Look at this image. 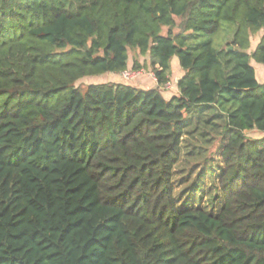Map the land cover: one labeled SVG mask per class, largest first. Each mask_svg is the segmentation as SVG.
<instances>
[{
    "label": "trees",
    "instance_id": "trees-1",
    "mask_svg": "<svg viewBox=\"0 0 264 264\" xmlns=\"http://www.w3.org/2000/svg\"><path fill=\"white\" fill-rule=\"evenodd\" d=\"M261 30L264 0H0V264H264Z\"/></svg>",
    "mask_w": 264,
    "mask_h": 264
},
{
    "label": "rangeland",
    "instance_id": "rangeland-1",
    "mask_svg": "<svg viewBox=\"0 0 264 264\" xmlns=\"http://www.w3.org/2000/svg\"><path fill=\"white\" fill-rule=\"evenodd\" d=\"M264 34V30H261L258 34H256L253 37V47L255 46V43H257L260 40V37ZM222 39L218 42L221 43L222 40H224L223 37H221ZM140 58L141 63L145 62V56H140L138 52L135 51H131L130 52V61L132 62V60L134 58ZM177 61V62H176ZM253 65L256 68V74H257V78L260 77L261 78V72L260 70L264 67L263 64L257 63L255 61H252ZM172 65H173V72H174V76H178V74L176 73L178 70V67H180L179 64V58L177 56H174L172 59ZM178 65V67H177ZM141 70L144 72L140 77L141 78H148L149 80H154L153 76H152V72L150 70L149 67L142 65ZM115 76V74L112 73H107V74H103V75H94V76H87L81 80H79L76 85L80 86L82 88L87 87L89 84L91 83H101V82H108V81H112ZM140 77L136 78L135 80L139 79ZM121 78H123L122 74H121ZM140 78V79H141ZM133 81L130 82L131 84H135V80L132 79ZM263 80V81H262ZM131 81V80H130ZM260 82H264V77L263 79L261 78L259 80ZM128 83V81L126 82ZM172 83L175 84V80L172 79ZM174 86L172 85V88L170 87L169 89L166 88L165 91H169L170 93L173 92ZM247 134L251 137H260L262 136L261 133L256 132V131H252V132H247ZM264 135V134H263ZM183 164L180 165V167L178 168V171L180 168H185L186 166H183ZM213 166V169H210V166ZM222 166V162H221V158H220V154L217 153L215 154L213 161L209 162L205 165V163L203 164H197L194 173L190 176H188V174L190 173V169L186 170L187 174L184 178V174H180L178 173L177 177H176V189H175V195L176 198H178L179 203L181 205H184L185 203L191 204V203H195L198 204L200 202V196L204 195V198L202 200V206H207L211 203L213 197H215L217 195V178L216 175L220 172V168ZM200 177V180L195 182V184L192 186L193 181H195L196 178ZM186 180V181H185ZM192 186V187H191ZM221 205V202H220Z\"/></svg>",
    "mask_w": 264,
    "mask_h": 264
},
{
    "label": "crops",
    "instance_id": "crops-1",
    "mask_svg": "<svg viewBox=\"0 0 264 264\" xmlns=\"http://www.w3.org/2000/svg\"><path fill=\"white\" fill-rule=\"evenodd\" d=\"M176 62H177V61H176ZM172 66H173V65H172ZM177 67H178V65H177ZM260 72H261V78L263 79V77H264V67L260 70ZM176 73L178 74L177 77L174 76L175 74L172 76V78L174 77L175 83H176L177 80L183 75V71L181 70V68L178 67V70H177ZM113 78H114V79H113L112 81L123 82V83H124L123 79L121 78V75H115ZM140 78H141V77H140ZM140 78L137 79V80H135V84H132V85L137 86V87H140V88H151V87H155V86L157 85V82H156L155 79H154V80H149L148 78H141V79H140ZM261 78L258 77V80H260ZM262 81H263V80H262ZM163 93H164V95H165L167 98H170V97H172L173 95L178 94V93H179V90H178V88H177V86H176V84H175L172 93H170L169 91H165V92H163Z\"/></svg>",
    "mask_w": 264,
    "mask_h": 264
},
{
    "label": "built area",
    "instance_id": "built-area-1",
    "mask_svg": "<svg viewBox=\"0 0 264 264\" xmlns=\"http://www.w3.org/2000/svg\"><path fill=\"white\" fill-rule=\"evenodd\" d=\"M144 72L142 70H125L122 73V76L125 80H132L140 77ZM153 78L156 80L154 73H152ZM171 87V83H167L165 88L169 89Z\"/></svg>",
    "mask_w": 264,
    "mask_h": 264
},
{
    "label": "water",
    "instance_id": "water-1",
    "mask_svg": "<svg viewBox=\"0 0 264 264\" xmlns=\"http://www.w3.org/2000/svg\"><path fill=\"white\" fill-rule=\"evenodd\" d=\"M230 48H232V47H230Z\"/></svg>",
    "mask_w": 264,
    "mask_h": 264
}]
</instances>
